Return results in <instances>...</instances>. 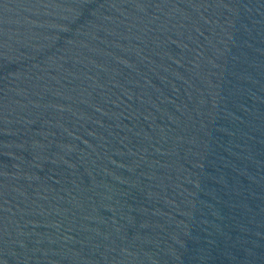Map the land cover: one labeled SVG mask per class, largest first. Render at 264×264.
Segmentation results:
<instances>
[{"label": "water", "instance_id": "obj_1", "mask_svg": "<svg viewBox=\"0 0 264 264\" xmlns=\"http://www.w3.org/2000/svg\"><path fill=\"white\" fill-rule=\"evenodd\" d=\"M0 264H264V0H0Z\"/></svg>", "mask_w": 264, "mask_h": 264}]
</instances>
